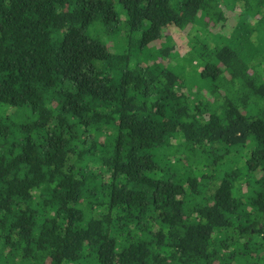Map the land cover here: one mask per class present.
<instances>
[{
  "label": "trees",
  "instance_id": "1",
  "mask_svg": "<svg viewBox=\"0 0 264 264\" xmlns=\"http://www.w3.org/2000/svg\"><path fill=\"white\" fill-rule=\"evenodd\" d=\"M117 1L0 0V264H264V0ZM189 24L210 96L147 61Z\"/></svg>",
  "mask_w": 264,
  "mask_h": 264
},
{
  "label": "rangeland",
  "instance_id": "2",
  "mask_svg": "<svg viewBox=\"0 0 264 264\" xmlns=\"http://www.w3.org/2000/svg\"><path fill=\"white\" fill-rule=\"evenodd\" d=\"M223 1L226 5V10H227V7L229 8V6L230 7L233 6V0H223ZM114 3L116 5V8H118L120 12V17L122 15V17L125 18V12H124L122 5L117 0H114ZM226 10H225V13H226L227 19L225 22L221 24L222 27L221 28L209 27L207 28V30L213 35H215V33H218V32L224 35L225 37L219 36V38L221 37L220 43H222L221 41L229 40L231 36H234V35L236 36L237 34L238 35L242 34L243 38L245 39L252 37L250 36L252 33V28L246 27L245 29L240 24L239 15L243 14L244 16L243 11L239 12L240 10L236 9L233 12H231V11H226ZM256 19H259V16L257 18H250L249 23L256 24ZM197 25L189 24V25L182 26V27H169L168 29H166L164 31L162 38L152 42L149 45V48L155 51V50L162 49L164 46L169 45L170 43H173V47L171 48L169 55L166 58L155 57L152 59L149 56L148 58L149 60L147 59V61H149V63H153L154 61H159L162 63L173 64L174 66L177 67L176 70L182 76L181 78L187 84V87L191 89L195 95L197 94V96H199L203 94L205 96H210L209 93L211 92L210 91V86H211L210 81L211 80L209 78L208 79L201 78L200 75H198L196 72L198 70H201V71L204 70L203 63L200 62L198 59H196V61L193 63L195 65L191 64V61L193 59L192 57L196 56L195 51L193 50V43H194L193 40L196 38V36L201 35V33H203L204 31L202 28L203 26L201 25L197 26ZM259 25L260 24H258V26ZM211 34H209V36L214 39V36ZM102 35H104L103 37L107 41L106 44L108 47H110L112 51L115 50L114 44L117 47L121 46V41L119 39L115 40L109 37L106 32L103 33ZM193 36L194 38L192 39ZM254 37L263 38L261 35H255ZM114 40L116 41V43L114 42ZM245 49H247L246 50L247 53L244 54L245 56L246 55L254 56V54L260 50V48H258L257 51H250L248 50V48H245ZM186 56H191V57L186 58L184 60V57ZM262 57H264V53ZM262 57L261 58L258 57L255 59L254 58L249 59L248 65L251 66L250 67L251 73L257 72L259 75L261 76L263 75L264 77V60L262 64L258 65V62L262 60ZM258 174L261 175L262 173L259 172ZM208 230L209 228H204L202 232L204 233L205 231H208Z\"/></svg>",
  "mask_w": 264,
  "mask_h": 264
}]
</instances>
